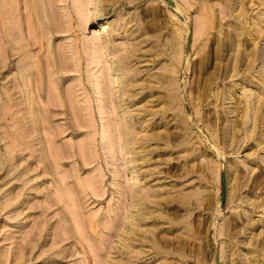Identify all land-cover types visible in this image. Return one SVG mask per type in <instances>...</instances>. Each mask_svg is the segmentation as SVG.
<instances>
[{
	"label": "rangeland",
	"instance_id": "374dc122",
	"mask_svg": "<svg viewBox=\"0 0 264 264\" xmlns=\"http://www.w3.org/2000/svg\"><path fill=\"white\" fill-rule=\"evenodd\" d=\"M27 1L0 0L29 45L0 19V264H264L262 0H44L42 45Z\"/></svg>",
	"mask_w": 264,
	"mask_h": 264
},
{
	"label": "bare ground",
	"instance_id": "6f19581e",
	"mask_svg": "<svg viewBox=\"0 0 264 264\" xmlns=\"http://www.w3.org/2000/svg\"><path fill=\"white\" fill-rule=\"evenodd\" d=\"M45 3L46 2H44V0H28L27 1V9H28L29 16H30L29 17L30 19H29L28 25H29V27H33V26L36 27L35 29L37 30V33L38 34L35 36V43L36 44L38 43L40 45H42V40L45 39L44 33L43 32H39L40 29H41V27H42V25L44 24V22L46 20V17H47V16L45 17V15H44V13L45 14L47 13V9H46V4ZM262 3L264 4V0H262ZM88 4H89V0H77L76 1V6L78 8L79 14H81L82 17H86V18H90V17L94 18V17H96V19H99V13H98V11L97 10H94V11L89 10ZM232 4L233 3L231 1V7H232ZM207 9L208 8H206V10ZM4 10H5V12H3ZM4 10H0V19L4 22L3 25L7 28V30H8V28H9V30H11L10 28H13V30H12L13 33L10 32L11 33L10 35H9V31H8V33L6 32L7 35H9V37L11 38V40H10V45H11L10 48H11V50L9 52H11V56L13 57V56L18 55L20 53L19 51H22V52L23 51L24 52L27 51L26 49H27V47L29 45H27L26 43H24V41H22L23 39L20 40V38L14 33L15 29L17 27H19L20 25L17 26V27H15L14 25H17V21L16 22H13L14 21L13 20L12 21L13 23L10 22L8 20V18H7V16H9L10 14L6 15V13H8V12L6 11V9H4ZM10 10H12V9H10ZM10 10H8V11H10ZM206 10L204 9V12ZM13 12H16V9ZM202 12H203V9H202ZM202 12H201V14H202ZM9 13H11V11ZM205 13H204L205 15L203 16V18H201L202 21H200V25H199V26H201V30H200L201 32H199L200 33L199 35H201V36L202 35H205L206 32H208V30L210 29V26H211L210 25V23H211L210 21L213 19V18L211 19V16H210L209 12L208 13L205 12ZM11 15H13V14H11ZM244 16H245L244 9L243 10L240 9L239 10V18H242ZM212 17H213V15H212ZM10 20H12L11 17H10ZM212 23L214 25V21H212ZM101 28L103 30V33H107L108 27H107L106 24L101 23ZM139 29H142V27L140 26ZM177 34H179V33H177ZM172 45H173V49L176 51V54H175V56L172 59H175V60L179 61L182 58V54H183L182 52L183 51L181 52L180 49H177L176 44H174V43L172 44L171 43V46ZM26 55H28V54H26ZM29 55H30V53H29ZM30 57L32 58L31 60H33L32 55L29 56V58ZM29 58L27 56H25V58L23 57L24 64H22V67H21L23 69V72H24V70L25 71L26 70L29 71V69H30V68H28L30 66V60H29ZM175 60H173V62H175ZM173 68H175V67H173ZM24 74H26V73H24ZM245 100H247V103H246L247 105H245L246 106V111H245V115H244L245 116V120H243V121L246 124V121L249 118V114H250V104H249V99H248L247 96H246ZM254 115H255V121H256L257 113L255 112Z\"/></svg>",
	"mask_w": 264,
	"mask_h": 264
}]
</instances>
